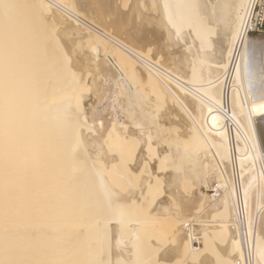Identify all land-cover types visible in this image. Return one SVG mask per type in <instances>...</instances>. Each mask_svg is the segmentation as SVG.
Returning <instances> with one entry per match:
<instances>
[{"label": "bare ground", "instance_id": "obj_1", "mask_svg": "<svg viewBox=\"0 0 264 264\" xmlns=\"http://www.w3.org/2000/svg\"><path fill=\"white\" fill-rule=\"evenodd\" d=\"M118 2L0 0V264H246L235 164L264 264V38L234 153L221 114L251 0Z\"/></svg>", "mask_w": 264, "mask_h": 264}, {"label": "built area", "instance_id": "obj_2", "mask_svg": "<svg viewBox=\"0 0 264 264\" xmlns=\"http://www.w3.org/2000/svg\"><path fill=\"white\" fill-rule=\"evenodd\" d=\"M264 31V0H251L248 16L246 17L240 36L235 41L232 51L229 68L223 77V103L221 105V114L223 116V124L228 131L230 145L234 153V137L235 131L238 129L235 118L233 116L230 100V92L233 85L235 70L239 62L244 43L246 39L255 34ZM233 184L236 195V209L238 215L240 239L244 248L246 264H254L253 257V241L255 239V223L250 226L246 221V209L242 195V183L238 168L233 166ZM216 192V191H215ZM251 227V232L248 230ZM249 234V235H248Z\"/></svg>", "mask_w": 264, "mask_h": 264}, {"label": "rangeland", "instance_id": "obj_3", "mask_svg": "<svg viewBox=\"0 0 264 264\" xmlns=\"http://www.w3.org/2000/svg\"><path fill=\"white\" fill-rule=\"evenodd\" d=\"M71 1H72V0H71ZM123 2H124V3H123ZM130 2H131V0H130V1H128V0H126V1H124V0H119L118 3H120L119 6H121L122 9H125L126 6H123V4L126 3L125 5H128V6H129V5H130ZM128 3H129V4H128ZM122 6H123L124 8H123ZM128 6L126 7V9H128ZM250 37H252V38H264V31L261 32V33H255V34L251 35ZM105 102H106V103H105ZM109 103H110V101H106V100L103 101L102 104L99 105V107H101L100 109H102L103 107H105V104L108 105ZM103 105H104V106H103ZM160 126H161V125H160ZM158 129H159V127H158ZM160 129H161V127H160ZM160 129L157 130L156 132L158 133V132L160 131ZM172 130H173V132L171 131L169 134H168V133H165L166 136L163 135V137L160 138V139L163 140L164 142H165V140H166V142H165L166 145H167L168 143L170 144V146H169V145L167 146V148L169 149V151H170L172 154H173V153L176 154V153H175V150L178 148V147H177V144H178V143H177V139H176L177 137H175L176 134H175V135H173V134L176 133V132H181V130H180L179 128H178V130H177V128L172 129ZM175 130H176V131H175ZM171 133H172V135H171ZM169 135H170V136H169ZM167 136H168V138H167ZM171 136H173V137H175V138L173 139V137H171ZM177 136H178V134H177ZM164 137H165V138H164ZM170 138H171V139H170ZM172 139H173V140H172ZM175 140H176V141H175ZM167 142H168V143H167ZM172 146H173V147H172ZM176 147H177V148H176ZM171 149H172V150H171ZM178 149H179V148H178ZM178 149H177V150H178ZM184 164H185V162H184ZM208 181H209L211 184H214V181H215V180H214V179L212 180V178H210ZM183 190H184V189H183ZM185 190H186V189H185ZM185 190H184V191H185ZM201 190H202L205 194L209 195L211 198H212V196H213L214 194H216V192H215L214 189H212V188H207V187H205V186H203V187L201 188ZM185 192H186V191H185ZM210 192H211V193H210ZM214 192H215V193H214ZM176 208L178 209L177 206H176ZM196 219H197V218H196ZM196 219H195V222H196ZM197 220H198V219H197ZM200 220H202V221H211V220H209V219H200ZM212 223H213V220H212ZM187 232H190V231L187 230ZM195 246H196V247H200L199 242H197V243L195 244ZM213 248H215V247H213ZM213 248H212V249H213ZM213 250H215V251H214V252L216 253L215 255H217V254H218V253H217V249L215 248V249H213ZM210 251H211V250H210ZM210 251L206 252L207 254L209 253L208 255L206 254L207 257L209 258L208 261H212V260L214 261V258H215L216 256L213 258V256H212V255H213V251H212V252H210ZM211 253H212V255H211L212 258H211V256H210ZM211 259H212V260H211ZM215 259H216V258H215ZM186 261H187V260H186ZM186 261L183 260L182 263L184 262L185 264H190V261H189V263H188V262L186 263ZM191 261L193 262V263L191 262L192 264H194V263H196V262H197L196 264H198V262H199V261H196V260H191ZM215 262H216V261H215ZM180 263H181V262H180ZM177 264H179V263H177Z\"/></svg>", "mask_w": 264, "mask_h": 264}]
</instances>
